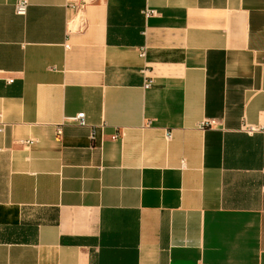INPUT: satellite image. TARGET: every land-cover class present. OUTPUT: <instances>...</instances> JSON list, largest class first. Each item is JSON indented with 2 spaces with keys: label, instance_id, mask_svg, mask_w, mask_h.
Masks as SVG:
<instances>
[{
  "label": "crops",
  "instance_id": "crops-1",
  "mask_svg": "<svg viewBox=\"0 0 264 264\" xmlns=\"http://www.w3.org/2000/svg\"><path fill=\"white\" fill-rule=\"evenodd\" d=\"M18 1L0 264H264V0Z\"/></svg>",
  "mask_w": 264,
  "mask_h": 264
},
{
  "label": "built area",
  "instance_id": "built-area-1",
  "mask_svg": "<svg viewBox=\"0 0 264 264\" xmlns=\"http://www.w3.org/2000/svg\"><path fill=\"white\" fill-rule=\"evenodd\" d=\"M28 7H29V2L28 0H19L16 5H15V13L18 15V16H23L25 17L27 15V11H28ZM158 13L154 10H145L144 11V15L146 17H151V16H155L157 15ZM141 57H144L145 56V50H142L141 51ZM7 83H12L14 81L13 78H9V79H6ZM151 86V82H147L145 84V88H150ZM67 121L71 122V123H74L80 127H90L86 121V116L84 113H80L78 115H76L75 117L73 118H69ZM205 125H208V126H213L215 125V122L214 121H211V122H207V124ZM244 127V130L247 132V133H254V132H258V131H262L264 130V127L262 126L261 128H256L254 126H249V125H245L243 126ZM57 134L58 135H61L62 132H61V129L59 128L57 130ZM96 136V129L92 127V130H91V134H90V138L91 139H94ZM116 138V137H114ZM168 139H170V135L168 134L167 136ZM199 264H203V263H199Z\"/></svg>",
  "mask_w": 264,
  "mask_h": 264
}]
</instances>
